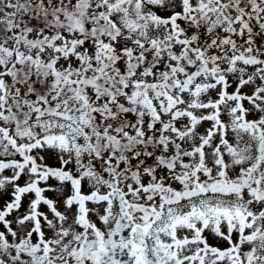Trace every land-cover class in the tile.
<instances>
[{"label":"snow or ice","instance_id":"obj_1","mask_svg":"<svg viewBox=\"0 0 264 264\" xmlns=\"http://www.w3.org/2000/svg\"><path fill=\"white\" fill-rule=\"evenodd\" d=\"M0 264H264V0H0Z\"/></svg>","mask_w":264,"mask_h":264}]
</instances>
